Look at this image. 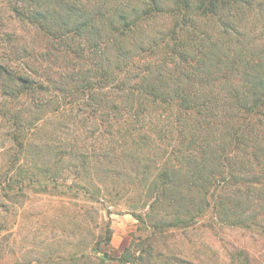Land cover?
<instances>
[{
	"label": "trees",
	"instance_id": "16d2710c",
	"mask_svg": "<svg viewBox=\"0 0 264 264\" xmlns=\"http://www.w3.org/2000/svg\"><path fill=\"white\" fill-rule=\"evenodd\" d=\"M8 7L42 44L2 39L0 198L83 193L159 234L210 217L264 239V0Z\"/></svg>",
	"mask_w": 264,
	"mask_h": 264
},
{
	"label": "rangeland",
	"instance_id": "374dc122",
	"mask_svg": "<svg viewBox=\"0 0 264 264\" xmlns=\"http://www.w3.org/2000/svg\"><path fill=\"white\" fill-rule=\"evenodd\" d=\"M14 2L0 0V55L7 34L17 38L19 46L42 44L32 28L12 19L8 6ZM6 147H0V169L8 160ZM131 206L125 200L97 204L83 193L49 196L36 190L0 198V264H118L116 259L127 248L129 264H179L175 258L191 264H231L230 252L238 250L252 264H264V239L255 234L217 225L210 217L188 229L159 234L154 220L138 222L131 214L143 215L146 209ZM96 243L100 253L91 252Z\"/></svg>",
	"mask_w": 264,
	"mask_h": 264
}]
</instances>
